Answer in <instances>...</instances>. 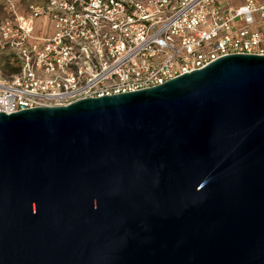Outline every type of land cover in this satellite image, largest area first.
Wrapping results in <instances>:
<instances>
[{
	"label": "water",
	"instance_id": "1",
	"mask_svg": "<svg viewBox=\"0 0 264 264\" xmlns=\"http://www.w3.org/2000/svg\"><path fill=\"white\" fill-rule=\"evenodd\" d=\"M0 264H264V55L0 112Z\"/></svg>",
	"mask_w": 264,
	"mask_h": 264
},
{
	"label": "built area",
	"instance_id": "2",
	"mask_svg": "<svg viewBox=\"0 0 264 264\" xmlns=\"http://www.w3.org/2000/svg\"><path fill=\"white\" fill-rule=\"evenodd\" d=\"M0 112L139 91L264 55V0H0ZM44 21L38 23V20ZM47 23V25L45 24ZM48 29V31L46 30Z\"/></svg>",
	"mask_w": 264,
	"mask_h": 264
},
{
	"label": "rangeland",
	"instance_id": "3",
	"mask_svg": "<svg viewBox=\"0 0 264 264\" xmlns=\"http://www.w3.org/2000/svg\"><path fill=\"white\" fill-rule=\"evenodd\" d=\"M21 8L29 3V0H19ZM7 17V14L0 9V21ZM44 21V18L38 20V23ZM47 25V23H45ZM48 31V29L46 28ZM12 53L10 51H4L0 54V63H2L3 70L2 76L7 77L11 74L12 68H15V62L12 58Z\"/></svg>",
	"mask_w": 264,
	"mask_h": 264
},
{
	"label": "trees",
	"instance_id": "4",
	"mask_svg": "<svg viewBox=\"0 0 264 264\" xmlns=\"http://www.w3.org/2000/svg\"><path fill=\"white\" fill-rule=\"evenodd\" d=\"M16 70V68H12L11 73L15 72Z\"/></svg>",
	"mask_w": 264,
	"mask_h": 264
}]
</instances>
